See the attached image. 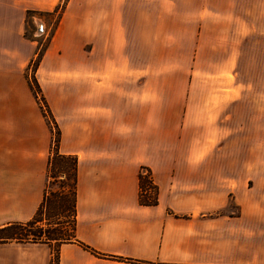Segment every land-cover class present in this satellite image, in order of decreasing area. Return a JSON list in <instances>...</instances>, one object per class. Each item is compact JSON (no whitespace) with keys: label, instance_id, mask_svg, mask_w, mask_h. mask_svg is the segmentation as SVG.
Returning a JSON list of instances; mask_svg holds the SVG:
<instances>
[{"label":"crops","instance_id":"1","mask_svg":"<svg viewBox=\"0 0 264 264\" xmlns=\"http://www.w3.org/2000/svg\"><path fill=\"white\" fill-rule=\"evenodd\" d=\"M0 6L9 7L15 36L28 12L59 16L36 70L60 132L58 151L78 161L75 238L59 248L56 264H264V157H237L239 132H264V77L238 78L244 63L255 69L256 54L264 71V0ZM176 23L192 38L204 77L193 79L175 117L153 88L158 79L142 71L159 68L154 54L175 52ZM25 100L0 93L9 118L0 124V229L32 220L47 192L54 145L43 116L34 128L24 125L32 105ZM248 104L256 114H240ZM214 149L218 156H210ZM143 168L157 187L154 206L140 203ZM54 256L45 243H0V264H54Z\"/></svg>","mask_w":264,"mask_h":264},{"label":"rangeland","instance_id":"2","mask_svg":"<svg viewBox=\"0 0 264 264\" xmlns=\"http://www.w3.org/2000/svg\"><path fill=\"white\" fill-rule=\"evenodd\" d=\"M179 10L182 12L183 8L180 7ZM8 14L9 7L0 6V81L10 80L9 84L0 82V93L13 92L23 94L26 98L23 102L24 105L32 102L28 109L30 119H26L24 125L34 128L35 125H38L39 118L43 116L47 129L51 133L52 145H55V142L60 137L59 130L50 119L48 110L43 104L42 99L45 95L39 85V81H42L43 77L41 73L36 71L35 67L37 63H40L43 54L51 46L54 32L58 26L59 16L44 12H28L26 13L27 19L22 25V36H15L10 28L11 23L9 22ZM39 20L45 24L46 30L44 33L38 31L40 22L39 24L37 23ZM176 41L179 46L175 47L173 54L158 52L152 56L154 66L158 65V69H144L142 71L143 77L158 79L159 85L153 88L158 89L160 95L168 97V109L172 108L175 117L179 114L180 104L183 105L184 99L189 94L190 85H197V82H194L193 79L198 80L200 77H204L201 75V69L196 68L193 63L192 49L194 45H191L192 38L188 32H182L178 28V23H176ZM24 44H28L31 49L32 53L30 55H25L24 52L21 54L19 51ZM244 49L247 50L248 48ZM243 56L244 58L248 56L247 51L244 52ZM253 56L256 63L255 69H250L248 62L244 63L238 71V78L246 80L258 76L264 77L262 55L256 54ZM145 57L146 55L143 54L137 55V59L142 58V61L145 60ZM166 65L174 66V68L164 69L163 67ZM211 74L214 76L213 73ZM33 101H36L35 104ZM257 111L251 104L240 107V114H256ZM8 119L7 112H0V124H6ZM238 138L240 140L244 139L239 141L237 145L239 148L238 158L256 159L264 157V132L262 130L260 133L251 134L239 132ZM226 143H222V146ZM228 147L231 152L232 144L229 143ZM57 152V149L53 148L50 158H54V165H48L47 167V192L52 209L45 214L44 219L51 225V229L71 234L73 230V216L70 210L71 201L73 200V198L71 199L72 192L69 187L70 181L69 183L65 181V177L62 179L63 181L59 180V176H64L65 167L63 166L60 169L61 158L57 157ZM217 153H220V150L214 149L210 156H218ZM68 165L71 167V164L68 163L66 168H68ZM50 175H52L51 178ZM44 223L46 225V222ZM54 250L56 256L57 249L54 247Z\"/></svg>","mask_w":264,"mask_h":264},{"label":"trees","instance_id":"3","mask_svg":"<svg viewBox=\"0 0 264 264\" xmlns=\"http://www.w3.org/2000/svg\"><path fill=\"white\" fill-rule=\"evenodd\" d=\"M64 7V6H62ZM61 7V8H62ZM61 8H58L56 12H60L62 10ZM35 67L37 69L38 67ZM43 104L47 108L48 113L49 109L46 105V102L44 99ZM44 107V108H45ZM55 124V123H54ZM60 136V132H59ZM60 137L55 142L54 148L57 149L59 147ZM57 157L60 159V169L64 166L65 172L63 173L64 176H59V180L63 181V177L66 178L65 181L69 183L70 181V190L72 192L71 199V206L70 210L72 211L73 216V230L71 234L69 232H60L59 230H53L51 229V225L47 222L46 219H44V216L47 212L51 211V206L49 204V195L48 192H46V196L43 200V203L41 204L40 208L38 209L36 215L32 220L26 223H14L12 225H9L5 228L0 229V243H6V242H19V243H45L49 244L52 247H55L57 249V255L54 256V264L58 262V250L59 248L66 243L72 242L75 238V232H76V224H77V209H76V203H77V167H78V161L77 158L74 156H67L62 155L57 152ZM54 163V158H50L48 165L52 166ZM68 168H66L67 164ZM54 165V164H53ZM52 175H50L51 178ZM56 179L57 177L54 176ZM70 198V197H69ZM140 203L142 205L146 206H154L158 202L157 197V187L155 186L152 178L151 171L143 168L142 172L140 174ZM75 218V220H74ZM46 222V225L45 223Z\"/></svg>","mask_w":264,"mask_h":264}]
</instances>
